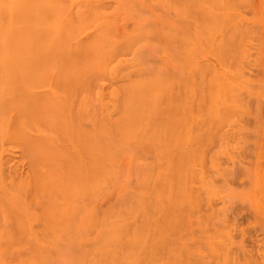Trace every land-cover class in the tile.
I'll use <instances>...</instances> for the list:
<instances>
[{
  "label": "rangeland",
  "instance_id": "1",
  "mask_svg": "<svg viewBox=\"0 0 264 264\" xmlns=\"http://www.w3.org/2000/svg\"><path fill=\"white\" fill-rule=\"evenodd\" d=\"M61 1L63 36L53 42L43 34L47 26L33 25L37 44L25 57L35 65L45 56L51 80L33 88L40 99L51 95L68 105L66 112L75 108L73 118L76 108L86 107L87 118L74 128L89 134L90 186L87 193L72 191L51 203L50 161L37 176L30 147L52 144V158L63 165L61 154L74 146L41 118L23 140L0 141V264H190L189 253L196 263L214 264V248L217 255L242 260L250 250L264 264L262 174L259 193L254 190L255 166L264 173V0H228L237 7L233 25L204 20L221 13L210 0ZM0 14H12L9 0H0ZM99 37L116 44L104 47L112 55L109 69L101 71L89 67L98 64L99 51L89 44ZM60 50L77 67L67 71L68 82L84 64L88 68L86 90L78 88L71 99L60 92L50 68L65 66ZM149 74H159L165 88L149 123L124 136L113 123L122 113V86ZM224 76L235 87L236 98L226 91L234 117L210 127L202 106L209 90L218 93ZM95 170L100 172L91 177ZM259 204L258 213L252 205ZM205 220L224 227L219 239L225 244L201 242Z\"/></svg>",
  "mask_w": 264,
  "mask_h": 264
},
{
  "label": "bare ground",
  "instance_id": "2",
  "mask_svg": "<svg viewBox=\"0 0 264 264\" xmlns=\"http://www.w3.org/2000/svg\"><path fill=\"white\" fill-rule=\"evenodd\" d=\"M9 1L12 7V14L7 16V19H5L0 14V141L4 142V140L8 138L23 140V135L25 133V130L33 126H36V123L38 122L39 118H41L45 122V124L51 125L52 128H55L58 131H60L61 134H63V136L64 135L68 136L74 148H71L69 152L66 151L65 152L66 154H61L62 157L61 159L64 161L63 165L60 164L59 161H55L52 158L51 154L54 148L52 144L46 145V143H43V141L41 143L36 142L33 146L30 147L29 150L37 176L41 164L45 163L48 165V162L50 161L49 162L50 168H48V166L47 168L49 169L50 177L55 181L53 182V186H51L50 188V196H51L50 198H51V203L56 204L62 202L61 200L63 198L69 197L67 196L69 192L77 191L76 193H78V195L80 194V191H83L84 193L88 192L90 186V172H89V166L91 162L90 157L92 158V152H93L92 146L89 144V134L87 133L88 131L86 130V128L83 127L84 131L81 129L74 128L75 124L81 126L82 122L87 118L88 116L87 113L84 114L85 106H80L76 108L78 110V115L73 118L72 112L75 110V108H72L70 112H66V110L63 108L68 105H58L57 98L54 101L51 95H48L43 99H40L39 96L35 92H33L34 91L33 88H37L39 86H45L49 82V80H51V77L49 76L47 71L43 68L44 65L46 64V63H42V60L45 58V56L41 55L39 57L38 62L35 65H32L31 62H29V60L25 57L29 49L32 46H36L37 44L36 42L37 32H35V30L33 29V25L44 24L45 27L47 26V28L43 30L44 31L43 34L46 37H49L53 42L58 41L59 38L63 36V31L60 25V16L63 9V6L61 5L62 1L61 0H9ZM210 1L214 3V6L216 8H219L221 10V13L218 14V16H212L208 14V17H206L204 20L207 21L209 19L208 21L210 22H214L218 20V21H222L223 23L227 21L228 22L232 21V25H233L234 16L232 10L234 9L235 6H233V4H230L229 3L230 1L228 0H210ZM235 8L237 9V7ZM9 22L11 23L10 28H8L7 26ZM128 43L130 45L133 42H128ZM108 44H111V46H116V44H114V42H112L108 37H99L98 39L95 40V42L89 44V46H96V48L99 51L98 64L94 63L91 66H89L90 68L94 67L95 69L99 68L98 70H100L102 68L106 69V66L108 67L107 61H109V58L112 55L111 51H107L104 49V47ZM112 51L114 53H118L120 50H112ZM57 55L61 56L60 59L63 60L62 65L65 66L53 69V64H51L50 68L52 70L54 80H56L59 83L60 92H62L69 99H71L72 98L71 96L76 91L78 93V88L79 90L81 88H82L81 90L84 91L86 90L85 87L87 86V81H86L87 74L85 71H87L88 68L84 64V66L81 67L83 70L77 72L75 78L71 82H68L66 80L67 71L70 69L77 70L76 69L77 67L76 65H74V63L69 62L68 58L66 57V52L64 50L57 51ZM149 75L150 76L146 75V77L144 75V78L142 77L141 80H134L131 84H126L125 86H122V93H123L122 113L115 116L116 118L113 119V123H115L117 129H120L121 133L124 136H135L146 124L149 123L150 118L152 117V113L155 110V104L158 98L160 97V95L162 94L163 89L165 88L164 79L161 78L159 74L158 75L149 74ZM231 77L233 78V76ZM228 79L229 77L226 78L227 83L229 82ZM221 80H219L218 78L219 94L215 92L216 94L214 95L209 90L207 92V98L204 99V103L202 106L203 119L205 123L210 125V127L220 128L221 126H223L224 123L230 121L231 119L230 117L233 111V110L230 111L226 108L227 106L226 104L228 100L226 98V91H229L230 96L231 94L233 95L232 98L234 97L236 98L235 91L233 90L235 89V87L232 88L231 83L227 84L225 82V76L223 78L225 83H223V81ZM221 84L224 86H222ZM213 88H217L216 83H214ZM222 90H223V94H222ZM221 96L223 97V101L221 100ZM64 100L65 102L67 101L69 102L68 99L64 98ZM221 102L223 106L221 105ZM224 104H225V108H224ZM240 107L241 106H239V108ZM232 117L234 116L232 115ZM104 131L105 130H102L103 133H106V131L105 132ZM57 133L58 136H60L59 132ZM68 138L66 137L65 139ZM260 153L261 152H259L258 154ZM94 155L100 163L103 162V157L101 154L97 152V154ZM108 159L109 158H107V160ZM107 160L105 159L106 162H108ZM257 166L259 170L258 172H257ZM257 166H255L256 172L254 169L255 172L254 190L256 188H259L263 183L262 176L264 178V173L261 170V166H259V164ZM99 172H100L99 170H95L94 174H92L91 177H94V175H97L96 173ZM258 178H261L260 183L256 182V179ZM84 181H85V185L83 183ZM254 190L252 191V195H254V192H256ZM256 190H257L256 193H259L260 189L259 190L256 189ZM229 195H233V193H229ZM63 202L65 204L66 201ZM54 206L56 207V205ZM188 207L192 209L193 203L192 202L189 203ZM252 207L254 208L253 209L254 211L259 213V209L263 206H260L259 204V205H252ZM221 213L222 212H217V214L219 215ZM210 214L211 213H208L206 215V218L210 216ZM54 217L56 218L55 214ZM54 217L52 218L53 221L55 219ZM50 220H51V216H50ZM203 223L206 225L205 228L203 229L204 230L203 234L200 235L201 242L202 239L205 238H210V240L216 239L218 242H221L222 240L220 241L219 237L220 234L223 233L224 227L223 226L218 227L213 222L211 223L208 220L203 221ZM209 224L211 225L210 228H209ZM222 243L225 244L223 241ZM112 249L115 248L112 247ZM213 250H214V256L216 258L214 264H257L256 261L253 260V256L251 255L250 250H249V259H245V260L235 259L234 256L230 258V255H228L227 252L225 255L224 254L217 255L216 249L214 248ZM189 257H191L190 264H199L194 262L192 258V254L190 255L189 253ZM243 257L245 256L243 255ZM108 258H112V257L108 254L105 259L106 263L109 262ZM114 261L115 258L112 259V262Z\"/></svg>",
  "mask_w": 264,
  "mask_h": 264
}]
</instances>
